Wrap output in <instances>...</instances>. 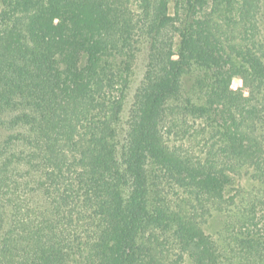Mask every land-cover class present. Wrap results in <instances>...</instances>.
<instances>
[{
	"label": "trees",
	"instance_id": "trees-1",
	"mask_svg": "<svg viewBox=\"0 0 264 264\" xmlns=\"http://www.w3.org/2000/svg\"><path fill=\"white\" fill-rule=\"evenodd\" d=\"M192 1L155 0L134 30L105 0H0V264L214 261L204 218L234 197L241 163L264 165L250 162L264 63L228 50Z\"/></svg>",
	"mask_w": 264,
	"mask_h": 264
},
{
	"label": "rangeland",
	"instance_id": "rangeland-1",
	"mask_svg": "<svg viewBox=\"0 0 264 264\" xmlns=\"http://www.w3.org/2000/svg\"><path fill=\"white\" fill-rule=\"evenodd\" d=\"M105 3L110 9L125 13L134 30L144 28L155 10V0H105ZM192 3L201 22L214 29L213 37L222 40L228 50L231 46L238 54L239 50L248 49L264 63V0H195ZM177 11V5L170 1L166 13L172 18V25L178 20L174 14ZM174 53H177L176 48ZM130 55L129 71L124 75L128 83L124 101L126 111L132 105L146 62V43L139 31L134 35ZM172 60L176 61L177 57L173 56ZM62 66L67 65L63 62ZM233 72L237 75L231 77L230 88L239 96L249 98L253 89L236 70ZM258 86L254 99L257 110L261 111L257 124L261 143L264 141V79ZM261 144L259 152L251 157L253 164H264V142ZM240 165L245 166L239 169L241 182L237 192H233L234 197L216 204L211 215L204 218L203 233L216 250L211 264H264V165L260 171L248 162ZM188 259L185 256L181 264H197Z\"/></svg>",
	"mask_w": 264,
	"mask_h": 264
}]
</instances>
